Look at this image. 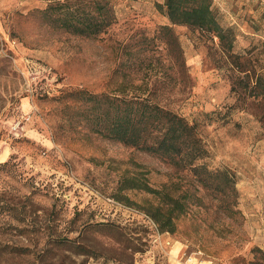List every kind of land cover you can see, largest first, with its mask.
Segmentation results:
<instances>
[{
  "label": "rangeland",
  "instance_id": "obj_1",
  "mask_svg": "<svg viewBox=\"0 0 264 264\" xmlns=\"http://www.w3.org/2000/svg\"><path fill=\"white\" fill-rule=\"evenodd\" d=\"M212 1L234 48L226 54L207 33L174 26L181 74L172 44L158 38L169 25L157 8L165 0H0V264H35L61 235L97 250L89 264H264V96L253 90L264 75V0ZM61 3L75 16L106 5L114 22L98 36L74 35L58 23ZM79 90L150 96L196 124L209 169L235 179L232 196L93 134V112L71 96ZM128 181L190 189L195 203L175 234L143 211L159 199L125 189ZM22 247L33 252L19 256Z\"/></svg>",
  "mask_w": 264,
  "mask_h": 264
},
{
  "label": "trees",
  "instance_id": "obj_2",
  "mask_svg": "<svg viewBox=\"0 0 264 264\" xmlns=\"http://www.w3.org/2000/svg\"><path fill=\"white\" fill-rule=\"evenodd\" d=\"M97 6L98 15L82 13L75 16L70 13L67 3H61L57 9H62L64 17L58 23L61 28L74 35L98 36L114 20L111 17L103 18L102 12L106 10V5ZM157 8L169 21V25L159 26L158 38L162 43L172 44L173 58L181 74L186 72V59L174 26H188L205 32L213 40L220 41L224 53L232 52L236 42L234 30L226 29L220 24L217 13L213 10L212 0H165L164 4H157ZM255 86L253 90L257 93L256 96H264V75L257 78ZM71 96H81V100L93 112L96 122L91 129L93 134L145 151L182 171L191 172L204 190L213 188L211 183L215 180L217 186L213 189L221 200L232 196L235 179L227 170L209 169V150L197 132V125L185 117L153 102L150 96L122 98L111 94H90L81 90L73 91ZM125 189L145 190L159 199L157 205H150L143 211L152 219L160 233L175 234L177 222L195 203L192 201L195 196L190 189H178L175 193H169L156 191L148 184L133 181H128ZM197 202H202L200 197ZM232 205L229 202L225 205V211L230 216L235 212ZM80 237L81 235L76 238L64 235L53 237L48 242V248H42L37 256L34 255L35 264H89L90 259H97V250L79 242ZM32 252L30 248L23 247L16 251L19 256ZM77 259L82 261L78 263Z\"/></svg>",
  "mask_w": 264,
  "mask_h": 264
}]
</instances>
